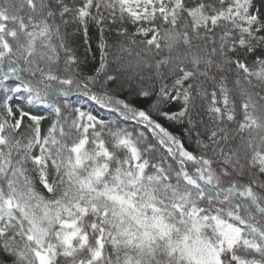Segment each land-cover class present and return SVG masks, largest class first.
I'll return each mask as SVG.
<instances>
[{"label":"snow or ice","instance_id":"6c2138e0","mask_svg":"<svg viewBox=\"0 0 264 264\" xmlns=\"http://www.w3.org/2000/svg\"><path fill=\"white\" fill-rule=\"evenodd\" d=\"M0 264H264V0H0Z\"/></svg>","mask_w":264,"mask_h":264}]
</instances>
